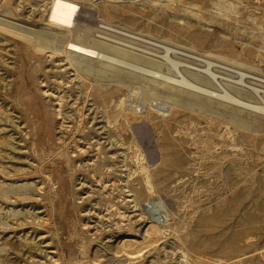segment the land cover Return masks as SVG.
Wrapping results in <instances>:
<instances>
[{"label":"rangeland","instance_id":"374dc122","mask_svg":"<svg viewBox=\"0 0 264 264\" xmlns=\"http://www.w3.org/2000/svg\"><path fill=\"white\" fill-rule=\"evenodd\" d=\"M51 1L0 0V264H264V0H76L103 77Z\"/></svg>","mask_w":264,"mask_h":264},{"label":"bare ground","instance_id":"6f19581e","mask_svg":"<svg viewBox=\"0 0 264 264\" xmlns=\"http://www.w3.org/2000/svg\"><path fill=\"white\" fill-rule=\"evenodd\" d=\"M227 8H228V6H227ZM229 9H230V7H229ZM86 12L89 13V14L86 15L85 14ZM47 15H48V21H50L52 23H56L57 25L63 26L64 27V29H63L64 31L62 29H60V30L63 31V33H61V35H60V33L58 34L57 32H59V31H57L56 33L58 35H56V33L53 34L54 36H53V39L50 38L51 40L47 39L46 36L43 35V37H41L43 43L50 44V43L54 42L53 40L55 39L56 42L61 47V48H59L60 49L59 51H62L64 53L65 58L68 59L69 63L77 71H81V72L90 74L91 76H94V77L107 76L109 74L108 68L103 67V65H101L99 62H95L94 59H92V58H95V60H98V58L100 59V57H104V56L107 57V55H105V53H104L105 51H110V52L118 53V54H121L124 57H132V58H134L136 60H140L139 57H137L136 55L130 54L126 49H123V48H120V47L116 48V47H113V45L110 44V43L103 42V41H100V40H96L94 38V35H93L92 30L89 28L90 26L88 27L86 24H82V23L80 24L78 22L80 19H83L85 21H87L88 19L90 20V18H88V17L89 16L90 17H94V15H95L94 14V11L87 9L84 5L79 4L76 0H52L51 1V4H50V9H49V12H48ZM110 16H111V14H110ZM56 24H55V26H56ZM90 41H92L93 43H95L96 46H94L93 44H90L89 43ZM56 42H54V43H56ZM57 48L58 47H55V49H57ZM113 57L116 58V56H114V55H113ZM115 58L113 60H115ZM121 59H123V58H121ZM107 60L109 61V58ZM116 60H117V58H116ZM118 60H120V59H118ZM105 61L106 60H104L103 62H105ZM128 61H129V59H128ZM128 64H130V63H128ZM104 65L108 66L106 63ZM124 66L125 65H123V67ZM141 68H143V67H141ZM146 70H148V69H146ZM152 70L153 69H151L149 71H152ZM125 73H128V72H125ZM143 73H145V72H143ZM190 73L193 74L196 77H199V76L201 77L202 76L201 75V72L198 69H196V68H194L192 71H190ZM183 78H184V76H183ZM183 78L180 81L186 80V79H183ZM169 79H167V80L166 79H163L162 82L153 81L152 84H150L148 86L147 90L144 89V91H148V97H154V98H157V99L158 98H162V99H165V100H168V101H171V102H175V103H178L179 102L181 104L188 103V101H186V100H184L183 98L180 97L182 95L181 94L182 90L179 89V88H177V87H175V86L170 85V82H169L170 80ZM174 80L175 79H173V81ZM149 81L147 80V82H149ZM163 81H165V82H163ZM187 81H189V80H187ZM187 81H185V82L187 84H189V86L196 87V86L199 85L198 87H200V85H201V84L198 83V85L195 86V85H193L191 83H188ZM193 82H195V81H193ZM177 83H179V82H177ZM144 85H145V87H147L146 84H144ZM144 85H143V87H144ZM191 89H194V88L191 87ZM198 90L199 89H197V91ZM200 90H201V88H200ZM207 90L205 89V91H207ZM208 92H210V91H208ZM210 93H212V92H210ZM227 96H228V94H227ZM232 98H234V97H232ZM155 102H157V100H155ZM188 104L190 106L192 103L189 102ZM160 107H162V106H160ZM165 107H167V106H165ZM159 108H158V110L161 109V108L160 109ZM227 209H229V208H227ZM204 218H203V220H204ZM150 236H151V234H150ZM228 249H230V248H228Z\"/></svg>","mask_w":264,"mask_h":264}]
</instances>
